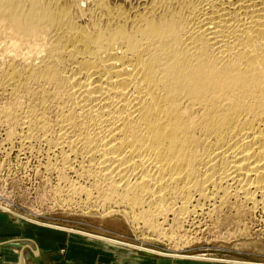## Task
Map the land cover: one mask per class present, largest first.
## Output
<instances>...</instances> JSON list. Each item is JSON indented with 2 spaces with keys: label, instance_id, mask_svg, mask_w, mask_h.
<instances>
[{
  "label": "bare ground",
  "instance_id": "6f19581e",
  "mask_svg": "<svg viewBox=\"0 0 264 264\" xmlns=\"http://www.w3.org/2000/svg\"><path fill=\"white\" fill-rule=\"evenodd\" d=\"M4 56L0 91L36 102L0 119L41 132L65 165L82 158L133 223L163 237L170 215L180 224L205 205L264 212V0H0Z\"/></svg>",
  "mask_w": 264,
  "mask_h": 264
},
{
  "label": "rangeland",
  "instance_id": "374dc122",
  "mask_svg": "<svg viewBox=\"0 0 264 264\" xmlns=\"http://www.w3.org/2000/svg\"><path fill=\"white\" fill-rule=\"evenodd\" d=\"M4 57L0 58V60L4 59V62L0 61V76H2V70L5 69L4 66L10 59L8 58L10 56ZM5 59L7 60L6 63ZM20 60H17V64L23 67L24 64ZM15 99L6 97L1 92L0 110L9 107L10 110H14V113L16 112V115L22 110L20 112L22 114H19L21 117L27 112L28 105L36 102L35 99L27 98L30 101H25L26 105L18 106ZM14 101L15 103H13ZM9 104L13 105L12 108L8 106ZM16 109L20 111H15ZM53 114L48 112L47 117L53 119L55 117ZM4 119H0V206L8 207L13 213L2 208L0 211L8 216L11 224H29L31 228L29 233L23 237L6 239L4 243L5 246L6 243L10 245L12 250L18 254L24 252L27 264H229L225 262H187L167 257L166 254L207 256L222 260L264 263L263 211L256 212V214L247 212V214L246 212L238 213L235 210L223 209L218 210L219 212L215 211L213 214V211H210L211 208L205 205V207L190 213L191 215H186L188 219L185 218L186 221L183 220L180 224L173 223L174 216L170 215L168 223L163 224L162 227L163 238L157 232L154 233L147 228L148 231L145 224L133 223L131 215L128 214L129 210H125L118 201L110 202L107 200L103 190L94 185L93 179L80 173L84 171V165H87V163H82V158L75 159L76 162L75 160L72 161L69 168L68 165L61 162L63 161L61 160V151L57 147L51 150L54 148L53 145L48 146L49 143L44 140L41 132L35 134V131H33L35 133L31 131L27 135L30 136L32 133L31 136H37L35 138L28 136L27 138L28 129H25L28 131L24 132L25 130L19 127L15 121L12 120L13 122H11L7 119L5 121ZM14 123L15 125H13ZM15 131L20 136L14 134L15 139H11L14 138L11 133H16ZM21 131L24 138L21 136ZM25 138L30 141L27 140L25 143ZM78 165H81L82 168ZM71 166L73 167L72 170ZM59 168H65L67 171V176L64 179L65 171L59 174V170H61ZM69 189L71 190L68 191ZM97 191L101 194H98ZM105 204L110 205L106 206ZM18 214L44 224L68 227L81 232L100 234V236L119 241L123 240L122 242H128V244L131 243L137 247L119 248L82 236H75L66 232L60 233L52 228L21 220ZM175 226L181 227L176 228ZM167 235L168 237H166ZM38 236L51 237L54 241L52 247L44 249L42 243L39 242L40 238L37 239ZM172 236L174 239L171 238ZM139 247L141 248L139 249ZM144 248L155 250L157 253L147 251Z\"/></svg>",
  "mask_w": 264,
  "mask_h": 264
},
{
  "label": "crops",
  "instance_id": "0c3cea01",
  "mask_svg": "<svg viewBox=\"0 0 264 264\" xmlns=\"http://www.w3.org/2000/svg\"><path fill=\"white\" fill-rule=\"evenodd\" d=\"M24 221H26V220H24ZM31 223H33V222H31ZM39 226H42V224H39ZM50 226L51 225L45 224L42 227L52 228L53 230L58 231L60 233L66 232V233L71 234V235L82 236V237H85V238L90 239V240H94V241H97V242H100L103 244H107L109 246L122 248V247L117 246L115 244L95 239L92 236L82 235V234L75 233L72 230H67L68 227L62 226V227L58 228V227H50ZM30 229L31 228H30L29 224H11L9 219H8V216H6L3 212L0 211V264H27V261H26L25 256H24L25 253L24 252H22L20 254L16 253L15 251L12 250L11 246L8 245L7 243L5 246L4 240L10 239V238L13 239L15 237L21 238L25 234L29 233ZM37 239H39V242L42 243L44 249H50L54 243L53 239H51V237H49V236L48 237H46V236H40L39 237L38 236ZM40 240H42V241H40ZM174 259H180L183 261L196 262V263H212L209 261H202V260L200 261V260H193V259H186V258H174Z\"/></svg>",
  "mask_w": 264,
  "mask_h": 264
}]
</instances>
